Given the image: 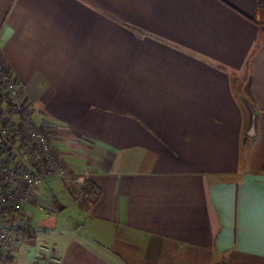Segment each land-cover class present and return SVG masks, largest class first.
Wrapping results in <instances>:
<instances>
[{"label":"crops","instance_id":"crops-1","mask_svg":"<svg viewBox=\"0 0 264 264\" xmlns=\"http://www.w3.org/2000/svg\"><path fill=\"white\" fill-rule=\"evenodd\" d=\"M258 2L0 0L21 97L94 189L70 194L79 221L39 252L28 218L44 181L4 264H264Z\"/></svg>","mask_w":264,"mask_h":264},{"label":"built area","instance_id":"built-area-1","mask_svg":"<svg viewBox=\"0 0 264 264\" xmlns=\"http://www.w3.org/2000/svg\"><path fill=\"white\" fill-rule=\"evenodd\" d=\"M52 178L66 179L70 193L76 198L83 196L86 180L67 172L0 53V264L13 261L21 248L27 235L25 205L35 199L40 185ZM37 197L45 202L42 195ZM41 250L47 248L41 246Z\"/></svg>","mask_w":264,"mask_h":264},{"label":"rangeland","instance_id":"rangeland-1","mask_svg":"<svg viewBox=\"0 0 264 264\" xmlns=\"http://www.w3.org/2000/svg\"><path fill=\"white\" fill-rule=\"evenodd\" d=\"M26 104L28 103L26 102ZM38 118L41 120L40 117ZM254 142V151L262 156L264 153V134H262L260 139L256 138ZM247 151L246 149V152ZM251 151L252 150H249V152ZM69 187L66 180L60 178L49 179L42 185V190L46 193L49 203L45 204V206L42 205L43 208L46 207L44 210H39L37 208L32 209L28 218L35 228L38 227L35 250L41 252L39 249L41 245L50 247L52 240L60 236V232L63 228L62 224H64L65 228L66 224L70 226L76 221H79L77 211L71 206L72 199L70 197L71 193ZM60 206H66V208H60ZM53 214L57 215V219H53Z\"/></svg>","mask_w":264,"mask_h":264},{"label":"trees","instance_id":"trees-1","mask_svg":"<svg viewBox=\"0 0 264 264\" xmlns=\"http://www.w3.org/2000/svg\"><path fill=\"white\" fill-rule=\"evenodd\" d=\"M257 6L264 8V3L258 2ZM263 30H264V25H263ZM93 195H94L93 187L88 182H86L85 187H83V196L81 198H76L72 195V197H73V200L76 202H88L90 200L89 198L93 197ZM26 233H27V229H26Z\"/></svg>","mask_w":264,"mask_h":264}]
</instances>
